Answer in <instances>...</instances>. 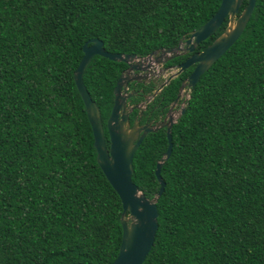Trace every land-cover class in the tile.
I'll use <instances>...</instances> for the list:
<instances>
[{
  "label": "trees",
  "instance_id": "trees-1",
  "mask_svg": "<svg viewBox=\"0 0 264 264\" xmlns=\"http://www.w3.org/2000/svg\"><path fill=\"white\" fill-rule=\"evenodd\" d=\"M220 2L0 0V264L114 260L122 203L97 163L74 81L83 44L98 38L109 52L146 56L176 46ZM125 68L95 55L83 73L107 146L113 89ZM180 81L162 89L160 106ZM156 100L141 122L160 113ZM171 137L160 171L158 228L142 264H264V0H256L241 35L190 88ZM167 145L160 128L133 156L131 178L148 198L159 189L156 162Z\"/></svg>",
  "mask_w": 264,
  "mask_h": 264
},
{
  "label": "water",
  "instance_id": "water-1",
  "mask_svg": "<svg viewBox=\"0 0 264 264\" xmlns=\"http://www.w3.org/2000/svg\"><path fill=\"white\" fill-rule=\"evenodd\" d=\"M243 0H221L216 12L200 27L189 32L186 39V50L193 51L201 41L211 36L228 18L223 31L215 37L204 49L190 55L178 65V70L170 74L160 87L166 85L182 69L195 63V67L189 76L181 83L184 86L193 87L200 76L238 39L243 32L255 6L256 0H247L242 11L239 8ZM185 37L183 35L180 41ZM180 46L172 48H159L150 52L147 56L109 52L104 49L102 40L90 38L82 47L83 55L74 70V81L78 92L85 104L86 113L92 127L96 160L105 177L117 192L121 203L122 238L117 256L109 264H142L154 242L158 228L157 200L161 196L165 182L160 174L161 167L168 159L172 150L171 127L176 119L169 116L155 123L140 124L138 116L130 124V113L133 109H143L141 104L127 105V98L132 93H126L127 84L138 80L140 76H146L153 67L151 55H155V63H160L180 54ZM100 55L113 61L126 63V68L119 75L114 86L113 105L106 121L109 146L106 144L103 123L100 110L96 102L91 98L83 82V73L93 56ZM146 99L143 104H146ZM185 107L182 108L183 113ZM180 113V114H181ZM141 114V112H139ZM165 127L168 145L166 150L156 162L155 176L159 183V189L155 196L148 198L133 182L132 160L140 143L149 132H154ZM69 264H83L80 262Z\"/></svg>",
  "mask_w": 264,
  "mask_h": 264
},
{
  "label": "flooded vegetation",
  "instance_id": "flooded-vegetation-1",
  "mask_svg": "<svg viewBox=\"0 0 264 264\" xmlns=\"http://www.w3.org/2000/svg\"><path fill=\"white\" fill-rule=\"evenodd\" d=\"M188 35H185V37L182 39V41L179 40L178 44L174 47L180 46V54L168 59V60H163L160 63H155L154 61L156 59L155 55H151V64L153 67H150L152 69L146 76L142 75L138 80H133L130 81L127 84V91L126 93H132L128 98H127V105L132 106L135 104H141L143 109L135 108L137 109V116L140 124H145V123H155L157 121H162L165 117H167V120L169 116L174 117L177 119L181 113L182 108L185 107V104L187 102V99L189 98V91L190 88L187 86H184L182 89H180L181 83L184 79H186L189 74L192 72V70L195 67V63L188 66L187 68L182 69L179 73H177L172 79L181 77L180 85L177 88V92L167 104H163L160 106V104L163 102V97H161L158 101L156 100L157 96L161 93L162 89L172 80H170L166 85L161 86V84L166 80V78L172 74L175 73L178 70V65L183 63L186 58H188L190 55H192L195 52H199L202 49L206 47V45L203 48L198 49L197 44L193 51H188L186 50L187 44H186V39ZM207 39V38H206ZM204 41V40H203ZM202 42V41H201ZM208 45V44H207ZM172 48V47H170ZM150 54V53H149ZM147 56V55H146ZM179 56H182V60H177ZM173 71V72H172ZM170 72V74L166 77L163 78V74ZM185 72H188L186 76H182ZM146 99H149V101L146 104H143ZM156 100V106L159 107L160 113L157 115L156 118H150L145 120L144 122H141L143 112L147 109L148 105ZM134 110V109H133ZM132 110V111H133ZM131 111V113H132ZM141 112V114H139ZM130 113V114H131ZM136 117V116H135ZM133 118V121L135 119ZM130 119V116H129ZM133 121L130 123L132 124ZM165 128V127H162Z\"/></svg>",
  "mask_w": 264,
  "mask_h": 264
},
{
  "label": "rangeland",
  "instance_id": "rangeland-1",
  "mask_svg": "<svg viewBox=\"0 0 264 264\" xmlns=\"http://www.w3.org/2000/svg\"><path fill=\"white\" fill-rule=\"evenodd\" d=\"M172 72H173V71H172ZM169 74H170V72L164 73V74H163V78H166Z\"/></svg>",
  "mask_w": 264,
  "mask_h": 264
}]
</instances>
